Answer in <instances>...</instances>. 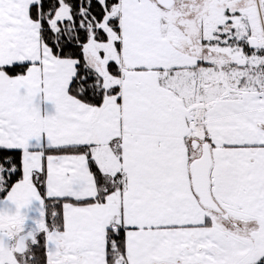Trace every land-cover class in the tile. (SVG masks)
Listing matches in <instances>:
<instances>
[{
    "label": "snow or ice",
    "instance_id": "obj_1",
    "mask_svg": "<svg viewBox=\"0 0 264 264\" xmlns=\"http://www.w3.org/2000/svg\"><path fill=\"white\" fill-rule=\"evenodd\" d=\"M0 264H264V0H0Z\"/></svg>",
    "mask_w": 264,
    "mask_h": 264
}]
</instances>
